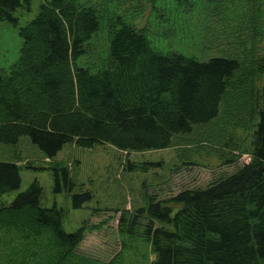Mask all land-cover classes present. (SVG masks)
Segmentation results:
<instances>
[{"label": "trees", "instance_id": "trees-1", "mask_svg": "<svg viewBox=\"0 0 264 264\" xmlns=\"http://www.w3.org/2000/svg\"><path fill=\"white\" fill-rule=\"evenodd\" d=\"M36 1L38 14L21 22L18 12H31ZM4 22L19 27L23 44L17 62L0 70V145L15 147L27 137L52 160L68 144L166 151L177 137L220 118L242 72L235 58L202 61L172 42L159 46L122 14L87 0H0ZM103 30L106 41L99 39L92 56ZM259 69L264 73V57ZM237 99H246L258 120L250 163L168 198L146 190L143 207L121 214L120 249L108 261L81 252L84 228L67 232L61 209L43 206L44 189L35 180L0 207V264H264V96L249 91ZM18 163L0 159V196L21 188ZM162 166L127 169L148 174ZM46 170L54 195L66 193L75 209L94 199L89 190L76 193L67 166Z\"/></svg>", "mask_w": 264, "mask_h": 264}, {"label": "rangeland", "instance_id": "rangeland-1", "mask_svg": "<svg viewBox=\"0 0 264 264\" xmlns=\"http://www.w3.org/2000/svg\"><path fill=\"white\" fill-rule=\"evenodd\" d=\"M87 1L122 14L138 30H146L159 46L168 41L172 42L169 46L196 53L202 61L224 57L235 58L242 64V72L235 77L234 87L224 99L220 118L193 135L177 137L173 147L166 151L125 153L110 145L89 150L68 144L52 160L43 156L27 137L15 147L0 145V159L15 160L22 168L21 188L0 196V207L11 204L38 180L44 189L43 206L61 209L65 230L76 232L84 228L81 252L108 261L120 249L121 214L143 207L146 190L158 193L161 199L168 198L187 186L206 184L217 172H233L251 162V142L258 120L248 101L237 98L249 91L264 96V73L259 69L264 57V0ZM39 4L36 1L31 12L19 11L21 22L35 17ZM106 38L103 30L98 45L94 42L90 48L92 56L100 52L99 39L105 42ZM22 44L19 27L8 22L0 25V70L17 62ZM241 79L245 81L244 87L239 84ZM229 152L239 155V159L229 156ZM228 160L239 165H228ZM143 162H161L163 166L148 174L128 171L129 165ZM57 165L69 168L78 186L76 193H93L94 199L83 209H75L66 193L54 195L53 175L46 169Z\"/></svg>", "mask_w": 264, "mask_h": 264}]
</instances>
